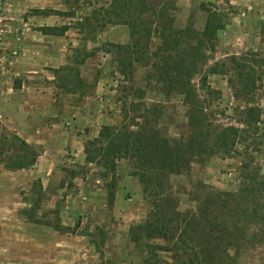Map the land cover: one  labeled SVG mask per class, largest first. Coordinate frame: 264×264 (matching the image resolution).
<instances>
[{
	"label": "rangeland",
	"instance_id": "rangeland-1",
	"mask_svg": "<svg viewBox=\"0 0 264 264\" xmlns=\"http://www.w3.org/2000/svg\"><path fill=\"white\" fill-rule=\"evenodd\" d=\"M5 2L0 264H264V0ZM234 56L262 77L252 103L210 75ZM253 105L258 131L241 122ZM105 126L129 140L100 141ZM17 137L38 155L22 170ZM157 220L168 240L134 242Z\"/></svg>",
	"mask_w": 264,
	"mask_h": 264
},
{
	"label": "trees",
	"instance_id": "trees-1",
	"mask_svg": "<svg viewBox=\"0 0 264 264\" xmlns=\"http://www.w3.org/2000/svg\"><path fill=\"white\" fill-rule=\"evenodd\" d=\"M110 15V13H108ZM116 16L119 18H123V14L116 13ZM121 23L124 25H130L128 21L125 19H121ZM139 35L138 32L132 31V39H135ZM123 49L124 54L126 55L125 62L132 60L133 53L131 47H120ZM248 62L245 61L243 58L239 57H232L221 64H216L214 67L210 68V75L222 74L230 77V84L234 89L236 96L240 98H244L251 100L255 97L256 91L259 89V82L262 80V77L259 76V72L257 71L256 67L252 64H247ZM125 65L124 63H120L122 66ZM129 66H132V61ZM122 75L126 76L127 71L122 70ZM201 89L208 91L211 95L213 91L208 84V77L205 76L201 81ZM242 124L250 129H254L256 131L259 130V125L261 124V117H262V109L259 106L253 105L248 107L242 114ZM238 133V132H237ZM124 135L126 140H129L128 134L120 133V129L118 127H110L105 126L102 131L100 132V141H111L115 142L117 138H121ZM17 143L19 144V152L20 155L17 156V161L12 167L13 170H22L26 169L35 164L38 155L35 153L33 148L26 142L21 140L20 138H16ZM228 131H224L221 139L219 140L220 143L224 144L223 147H218V152L225 154L226 156L230 155L232 151V147H234L235 140L233 143H228ZM128 149L129 143L123 145L120 150ZM180 150V149H178ZM103 148L96 147V141H89L85 146V154L88 162H96L98 156L101 155ZM16 160V159H15ZM39 222V221H37ZM161 221L157 220L153 223H148L145 226H135L132 227L131 233L133 235V240L136 243H139L140 237L138 234H143L150 239H164L168 240L169 237V228L164 225V223L160 224ZM198 232H195L197 235ZM209 245L212 244L211 239L206 240ZM200 257L202 260H199V257L195 255V259L189 260L190 264H216L214 255L212 256L210 253H207L206 250H203L200 253ZM146 264H165L164 260L160 257L158 253H151L150 257H146L145 259ZM168 264V263H166ZM173 264V263H169Z\"/></svg>",
	"mask_w": 264,
	"mask_h": 264
},
{
	"label": "built area",
	"instance_id": "built-area-1",
	"mask_svg": "<svg viewBox=\"0 0 264 264\" xmlns=\"http://www.w3.org/2000/svg\"><path fill=\"white\" fill-rule=\"evenodd\" d=\"M5 0H0V43L2 42L4 31V20H5Z\"/></svg>",
	"mask_w": 264,
	"mask_h": 264
},
{
	"label": "crops",
	"instance_id": "crops-1",
	"mask_svg": "<svg viewBox=\"0 0 264 264\" xmlns=\"http://www.w3.org/2000/svg\"><path fill=\"white\" fill-rule=\"evenodd\" d=\"M14 91H16V89H14ZM18 91V90H17Z\"/></svg>",
	"mask_w": 264,
	"mask_h": 264
}]
</instances>
